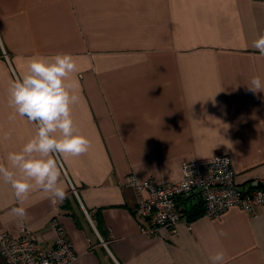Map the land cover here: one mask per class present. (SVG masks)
<instances>
[{
  "label": "crops",
  "instance_id": "obj_1",
  "mask_svg": "<svg viewBox=\"0 0 264 264\" xmlns=\"http://www.w3.org/2000/svg\"><path fill=\"white\" fill-rule=\"evenodd\" d=\"M261 30L264 0H0V162L35 134L10 118L8 88L36 54L78 58L72 116L91 144L79 157H56L62 202L40 189L20 202L0 181V232L47 250L60 227L71 264H210L217 251L223 264H264V207L207 219L193 192L177 200L175 231L150 237L134 213L146 195L129 185L177 182L182 162L223 154L237 187H259L264 90L248 88L254 75L264 81V56L252 47Z\"/></svg>",
  "mask_w": 264,
  "mask_h": 264
},
{
  "label": "clouds",
  "instance_id": "obj_2",
  "mask_svg": "<svg viewBox=\"0 0 264 264\" xmlns=\"http://www.w3.org/2000/svg\"><path fill=\"white\" fill-rule=\"evenodd\" d=\"M252 47L264 56V30L252 41ZM77 59L69 53L33 55L27 58L22 76L9 83L8 104L13 110L10 118L19 116L35 125V134L18 151L7 153L6 164L0 162V181L10 185L20 202L33 189L50 194L53 202H62L66 187L56 157H79L91 147L89 139L75 127L72 116V109L80 99L69 83L77 72ZM250 84V91L264 90L259 75L252 76ZM2 138L10 139L11 134L4 133ZM13 212L21 217L25 215L23 208H15ZM224 260L223 251L209 256L210 264H223Z\"/></svg>",
  "mask_w": 264,
  "mask_h": 264
},
{
  "label": "built area",
  "instance_id": "obj_3",
  "mask_svg": "<svg viewBox=\"0 0 264 264\" xmlns=\"http://www.w3.org/2000/svg\"><path fill=\"white\" fill-rule=\"evenodd\" d=\"M180 175V180L173 183H156L153 180L137 183L130 180L129 185L137 195H146L137 199L134 210L135 215L147 224L139 228L141 233L154 237L160 229L174 232L182 221L177 200L193 192H198L201 197L203 215L207 219L217 218L232 207L255 216L258 208L264 207V179L257 180L259 187L253 190L237 187L228 155L184 161ZM187 227L190 229L189 225ZM53 231L55 242L47 250H42L40 244L30 237L14 239L0 232V256L6 264H71L75 255L64 230L54 227Z\"/></svg>",
  "mask_w": 264,
  "mask_h": 264
}]
</instances>
